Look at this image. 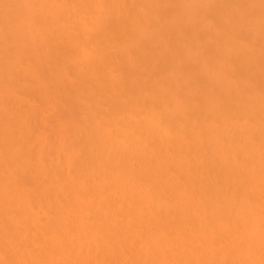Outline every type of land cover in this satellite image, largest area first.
I'll return each mask as SVG.
<instances>
[{"label": "bare ground", "instance_id": "6f19581e", "mask_svg": "<svg viewBox=\"0 0 264 264\" xmlns=\"http://www.w3.org/2000/svg\"><path fill=\"white\" fill-rule=\"evenodd\" d=\"M0 264H264V0H0Z\"/></svg>", "mask_w": 264, "mask_h": 264}]
</instances>
